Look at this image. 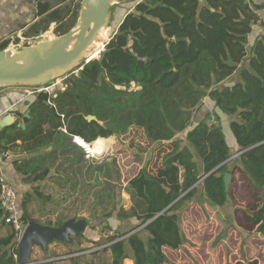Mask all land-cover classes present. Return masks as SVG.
Masks as SVG:
<instances>
[{
    "label": "trees",
    "instance_id": "16d2710c",
    "mask_svg": "<svg viewBox=\"0 0 264 264\" xmlns=\"http://www.w3.org/2000/svg\"><path fill=\"white\" fill-rule=\"evenodd\" d=\"M135 1L138 4L124 17L100 59L82 62L68 73V87L58 91L56 98L38 93L28 105V117L17 112L25 129L18 122L9 127L14 134L8 135L7 146L0 144V150L16 147L34 155L16 162L19 171L35 175L34 183L63 178L70 169L79 171L86 188L97 189L94 212L97 220L106 221L105 230L114 231L112 220L124 226L127 221L137 223L129 232L114 231L107 238L111 264L126 260L170 264L165 249L176 251L185 244L178 210L193 192L172 205L178 193L169 184L175 178H157L143 168L124 189L131 207L120 206L121 174L116 162L92 164L86 159L87 151L73 139L111 146V137L138 126L151 145L172 147L167 164L180 162L194 173L202 172V178L221 166L202 181V197L212 207L229 204L224 177L236 168L264 197V21L259 15L264 6L252 0ZM48 11L45 7L40 15ZM61 13L49 16L60 22L57 36L74 27L79 16L75 14L67 26ZM254 26L263 32L251 44ZM9 44H1L0 51ZM89 116L95 120L88 121ZM18 140L21 146L16 145ZM236 153L240 155L230 160ZM77 185L78 181L74 188ZM39 189L24 198L22 208L19 205L23 224L29 222L28 205L34 198L51 199ZM99 205L102 214L97 212ZM257 232L264 235V218ZM17 239L14 232L0 240V264H20Z\"/></svg>",
    "mask_w": 264,
    "mask_h": 264
},
{
    "label": "rangeland",
    "instance_id": "374dc122",
    "mask_svg": "<svg viewBox=\"0 0 264 264\" xmlns=\"http://www.w3.org/2000/svg\"><path fill=\"white\" fill-rule=\"evenodd\" d=\"M130 1L132 0L123 4L124 0H116L109 28L102 30L108 32L104 44L108 40L110 41L116 33L122 22V16L128 10ZM68 2L66 24L67 26L71 25L73 16L78 14L75 26L79 21V10L83 6V0H69ZM54 35L50 32L46 37L53 39ZM41 40L43 39L38 42ZM100 57L94 60H98ZM75 74L78 75L79 72L76 71ZM67 78L68 76H63L45 86L51 88L48 94L56 98L58 91L66 90L68 87ZM21 88L36 93L43 86ZM131 88H135V84ZM213 122H216L214 118ZM64 130L65 128L62 131L66 134ZM111 138L113 140L108 151L101 155H87L86 159L91 160L92 164L104 161L116 162V167L121 174L118 184L120 206L127 209L131 207V198L124 189L143 168H147V171L157 178H166L167 180L175 178L176 181L169 184L178 193L173 205L193 192V196L186 199L178 210L185 244L180 250L165 249L170 264H236L254 259L258 260L259 264H264V235L257 232L264 218V197L253 190L254 188L249 185L248 180L238 168L233 171V180L229 189V204L223 213L221 209L212 207L202 197V172L194 173L186 166L181 165L180 162L172 161L167 164L166 156L172 151L169 144L151 145L144 130L138 126H131L125 133L114 135ZM75 140L76 138L73 139V143ZM98 142L91 143L92 147ZM75 144L80 145L77 140ZM64 168H67V162ZM61 171L64 173L63 169ZM65 174L63 178L50 179V182L47 179L48 184L46 183L43 188V193L51 199L32 203L30 205L32 218L30 217L29 222L24 226L45 225L49 227L50 223L55 225L62 222L67 227V239L61 243L56 242L58 249L45 252L43 259H39L38 255H32L34 253L32 249L28 262H31L30 264H45L44 261L50 255L52 258H56L54 261H58V263H47L111 264V254L106 251L109 246L107 238L114 236V231L129 232L137 226V223L133 220L127 221L128 226H124L112 220L114 231L105 230L106 221L97 220L96 212H94L97 189L95 187L87 189L79 171L77 173L70 169ZM102 179L101 177L100 180L102 181ZM75 180L78 181V185L74 188ZM191 182L193 185L190 186ZM186 187L190 188L185 191ZM102 208L101 205L97 208L99 214H102ZM103 230H105V234ZM142 236L145 235L142 234ZM17 242L19 244L18 239ZM36 246L42 248L41 245ZM70 258H74V260H70ZM126 261L125 264H133L131 260Z\"/></svg>",
    "mask_w": 264,
    "mask_h": 264
},
{
    "label": "water",
    "instance_id": "95a60500",
    "mask_svg": "<svg viewBox=\"0 0 264 264\" xmlns=\"http://www.w3.org/2000/svg\"><path fill=\"white\" fill-rule=\"evenodd\" d=\"M115 4L116 0H83L79 21L67 33L53 39H43L35 45L16 46L12 50L0 51V87H44L52 81L66 76L82 62L93 61L88 58L89 47L99 40L102 30L109 28ZM245 23L250 25V22ZM109 42L105 44V47ZM105 47L102 51L105 50ZM28 116L29 112L26 113V117ZM87 120L93 121L95 118L89 116ZM13 123L14 120L10 116L2 126H10ZM22 127L25 129V125ZM238 155L240 153L233 158ZM233 158L231 157V159ZM206 177L202 178V181ZM232 180V174L225 175L224 182L227 193ZM66 239L67 227L65 225L61 228L41 225L28 226L20 241L19 263L30 264L28 257L36 245H41L45 249L47 245L55 241L60 242Z\"/></svg>",
    "mask_w": 264,
    "mask_h": 264
},
{
    "label": "crops",
    "instance_id": "0c3cea01",
    "mask_svg": "<svg viewBox=\"0 0 264 264\" xmlns=\"http://www.w3.org/2000/svg\"><path fill=\"white\" fill-rule=\"evenodd\" d=\"M68 1L69 0H0V45L5 42H9L10 44L7 49L11 50L16 46H25L30 42H34L33 44H37L36 42H38L40 39H47L46 36L50 32L52 33V35L55 34V30L59 26L60 22L59 20H49V16L55 11H61V16L66 15L65 22H67V7H69L67 6V3H69ZM132 1H130L128 10L124 13L121 20H123L128 13L133 11L136 4H138V1ZM252 2L255 5L264 6V0H252ZM122 3H128V0H124V2ZM45 7H49V11L47 13H44L43 15H40L41 11ZM82 7L83 6L80 7L79 13H81ZM259 15L264 21V9L260 11ZM253 29L254 31L250 36L251 44L263 32V29L259 26H254ZM55 35L53 37H56ZM237 80H239L238 76L235 78V81ZM37 94V92H30L27 89H23L21 87H0L1 145L7 146L6 141L8 140V135L11 134L12 136L14 134V132L9 131V127L15 125L17 122L19 123V126L25 125L23 120L17 115V112L26 116V113L29 112L28 105L29 103H33L35 101ZM10 116L13 118L14 123L10 126H2L5 120ZM226 132L230 137L229 142L232 146H235L234 141L230 136L229 129H227ZM16 145L21 146L22 141L18 140L16 142ZM44 152L46 151H43L42 153ZM237 154L239 153L234 154L232 158ZM33 157L34 155L22 153L21 150L16 147H13L12 149H9L7 151H4L3 149L0 150V178L13 185V187L17 191L19 205L21 206V208L24 198L28 194L35 195V187H39V192L44 196L46 195L43 193V188L46 186V183L48 184V181L34 183L33 179L35 175L33 174L30 177L29 172L28 174H24L23 172L19 171L18 165L16 164L17 161L21 162L22 160H31ZM253 190L258 192L256 189ZM42 200L43 199L41 198H34L32 200V202L28 205V211L30 214H32L30 205L35 201L40 202ZM216 209H221V211L224 213L226 207ZM13 233V228L8 225L5 220V213L1 206L0 189V240L9 237ZM56 242L59 241H55L47 245L45 249L35 246V248H33L34 253L32 255H38L39 259H43L45 252H50L51 250L58 249L56 248L58 245ZM61 242L63 241H60L59 243ZM17 259L19 260V257H17ZM55 259L56 258H52V256L49 255L44 263H58V261H54Z\"/></svg>",
    "mask_w": 264,
    "mask_h": 264
},
{
    "label": "built area",
    "instance_id": "2783aa9c",
    "mask_svg": "<svg viewBox=\"0 0 264 264\" xmlns=\"http://www.w3.org/2000/svg\"><path fill=\"white\" fill-rule=\"evenodd\" d=\"M34 43V42H33ZM32 42L26 44L25 46H30L33 44ZM90 60H87L86 64L89 63ZM50 87H43L37 91V93H50ZM66 132V130H64ZM88 153V152H87ZM8 155V154H7ZM90 153H88V156ZM0 189H1V206L5 213V220L8 225H10L14 232L18 235V241L20 243L27 226H24L21 221V213L19 208V200L18 194L13 185L4 179L0 178ZM16 257V256H15ZM17 258V257H16Z\"/></svg>",
    "mask_w": 264,
    "mask_h": 264
},
{
    "label": "bare ground",
    "instance_id": "6f19581e",
    "mask_svg": "<svg viewBox=\"0 0 264 264\" xmlns=\"http://www.w3.org/2000/svg\"><path fill=\"white\" fill-rule=\"evenodd\" d=\"M107 36H108L107 31H101L99 35V40L91 44L89 47L88 58L94 60L95 58L97 59L100 57L101 54L100 52H102L103 48L105 47L104 43L107 40ZM76 140L80 144V146L85 148L91 155H101L111 148V146L104 141H99L94 147H92L91 144L86 143L80 137H76Z\"/></svg>",
    "mask_w": 264,
    "mask_h": 264
}]
</instances>
